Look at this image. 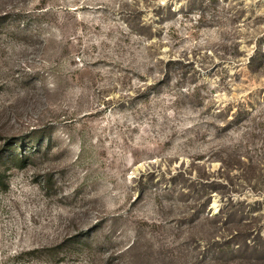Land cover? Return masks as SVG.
<instances>
[{"label":"rangeland","instance_id":"obj_1","mask_svg":"<svg viewBox=\"0 0 264 264\" xmlns=\"http://www.w3.org/2000/svg\"><path fill=\"white\" fill-rule=\"evenodd\" d=\"M0 264H264V0H0Z\"/></svg>","mask_w":264,"mask_h":264}]
</instances>
